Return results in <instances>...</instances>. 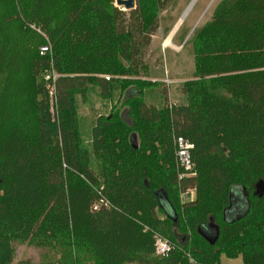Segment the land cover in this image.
<instances>
[{"label": "trees", "instance_id": "trees-1", "mask_svg": "<svg viewBox=\"0 0 264 264\" xmlns=\"http://www.w3.org/2000/svg\"><path fill=\"white\" fill-rule=\"evenodd\" d=\"M171 1L124 10L115 0H0V264L22 243L40 251L32 264H176L178 251L154 254L155 233L206 264L222 254L264 264V0H220L194 31L184 103H168L164 89L162 108L132 95L131 122L98 115L82 145L75 96L149 85L136 76ZM51 62L53 96L42 77ZM177 135L193 144L184 178ZM187 187L195 198L180 205ZM235 188L248 211L227 221ZM211 221L214 243L198 232Z\"/></svg>", "mask_w": 264, "mask_h": 264}, {"label": "rangeland", "instance_id": "rangeland-1", "mask_svg": "<svg viewBox=\"0 0 264 264\" xmlns=\"http://www.w3.org/2000/svg\"><path fill=\"white\" fill-rule=\"evenodd\" d=\"M219 1L172 0L165 9L159 12V28L152 35L151 43L146 50L144 68L140 69L139 76H136L137 79L149 82V85L135 84L132 87H115L109 99H102L98 89L92 86L87 91L85 99L79 95L75 96V110L84 147H90V130L98 115L117 112L127 122H131L127 112V99L132 95L140 94L148 105L162 108L165 104L164 89L168 103L178 105L185 102L182 85L192 78L194 70L193 33L211 19L213 10ZM114 4L116 5L115 2ZM189 6L190 10L182 19ZM132 142L136 146L139 142L135 133H132ZM91 164L94 169H97L98 161L93 155H91ZM179 195L178 201L181 205ZM160 199L165 204L164 198L160 197ZM159 215L162 217L163 213ZM182 234V232L178 233V235ZM39 259V249L27 243L16 244L10 264H24L27 261H29L27 264H32ZM219 264H243V262L240 256L228 258L222 254Z\"/></svg>", "mask_w": 264, "mask_h": 264}, {"label": "built area", "instance_id": "built-area-1", "mask_svg": "<svg viewBox=\"0 0 264 264\" xmlns=\"http://www.w3.org/2000/svg\"><path fill=\"white\" fill-rule=\"evenodd\" d=\"M31 28L35 29L36 32L41 33L40 30L35 28L33 25H31ZM40 52L41 54L50 55V44L45 43L41 45ZM42 77L45 85L47 86L49 94L53 96L55 93V82L58 79L59 74L55 71L52 62L50 63L48 69L42 74ZM173 142L175 146V161L178 170V176L180 178H184L186 176L194 175L193 162L191 158L193 144L180 135L174 136ZM179 193L180 202L182 205L192 202L195 198V189L193 187H187ZM99 205L100 204H95L93 209L96 210ZM153 238V252L158 257L165 258L168 257L173 251H178L181 253V258L176 262V264H206L197 260L188 249L184 248L183 244H177L160 233H155Z\"/></svg>", "mask_w": 264, "mask_h": 264}, {"label": "water", "instance_id": "water-1", "mask_svg": "<svg viewBox=\"0 0 264 264\" xmlns=\"http://www.w3.org/2000/svg\"><path fill=\"white\" fill-rule=\"evenodd\" d=\"M117 6H123L124 10H131L135 7V0H115ZM134 148H137L135 145ZM248 200L244 190L240 188L233 189L229 194V205L223 211L224 219L234 221L240 219L248 211ZM198 232L210 243H214L217 239L218 227L211 221L208 225L198 229ZM210 232V233H209Z\"/></svg>", "mask_w": 264, "mask_h": 264}, {"label": "bare ground", "instance_id": "bare-ground-1", "mask_svg": "<svg viewBox=\"0 0 264 264\" xmlns=\"http://www.w3.org/2000/svg\"><path fill=\"white\" fill-rule=\"evenodd\" d=\"M188 10H190V6H189V7H187L186 11L184 12V14H183V16H182V19H183V18L186 16V14H187Z\"/></svg>", "mask_w": 264, "mask_h": 264}, {"label": "flooded vegetation", "instance_id": "flooded-vegetation-1", "mask_svg": "<svg viewBox=\"0 0 264 264\" xmlns=\"http://www.w3.org/2000/svg\"><path fill=\"white\" fill-rule=\"evenodd\" d=\"M210 233V232H209Z\"/></svg>", "mask_w": 264, "mask_h": 264}]
</instances>
